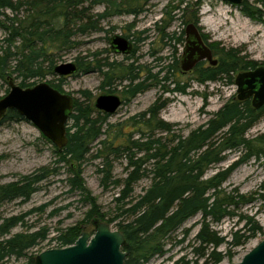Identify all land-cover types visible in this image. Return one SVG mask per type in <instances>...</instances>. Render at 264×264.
Instances as JSON below:
<instances>
[{
	"label": "trees",
	"instance_id": "trees-1",
	"mask_svg": "<svg viewBox=\"0 0 264 264\" xmlns=\"http://www.w3.org/2000/svg\"><path fill=\"white\" fill-rule=\"evenodd\" d=\"M87 1L89 7H84ZM122 1L0 0V28L6 36V48H0V82L7 84L8 80H14V76H20L23 80L19 86L28 88L34 85L25 84L28 79L42 78L44 75L55 76L53 68L56 66L57 55L54 52L73 50L79 45L75 40L77 36L100 30L97 24L107 13L99 14L93 20L88 13L90 7L102 3L106 4L107 10L120 11ZM186 7L192 6L180 0L173 9L180 14L185 26L193 24L199 28L197 8H191L193 12L185 21ZM236 8L246 18L264 22V0H255L253 3L243 0ZM6 11L8 15L5 14ZM141 11L143 10L128 9L124 12L136 17ZM165 13L170 15L169 11ZM169 20H162L161 25L155 23L154 31L160 34L164 46H171L172 43L183 45L184 30L178 35L175 32H165L173 21V16ZM145 39H148L147 36ZM208 46L217 65L200 63L193 69V79L199 85L217 82L233 85L238 73L260 66L247 59L239 49L213 44ZM173 59L177 65V58ZM75 61L76 72L73 75L89 69L100 74L106 70L103 76L104 81L109 80L108 85L116 78V72L123 73L117 77L128 81L121 94L123 102H129L149 87L160 85L163 93L174 94H185L189 87L186 83L181 85L179 81L169 78L172 65L140 80L131 66L125 68L120 64L95 60L94 66L90 68L84 66L79 59ZM160 74L163 76L159 79ZM65 79L66 77H58V84H48L62 93L60 84ZM165 82H168L167 86ZM83 95L90 100L87 92H83ZM167 102V99L159 97L147 110L132 117L129 123L133 130L126 133L123 126L107 124L109 115L92 108L90 104L84 105L75 100L67 122V144L62 149L55 148L57 166L42 168L17 181L0 185V206L17 200L27 202L44 182L58 176V166L62 164L66 167L69 192L79 193L83 204L88 206L84 224L98 221L111 225L121 219L117 223V229L124 237L121 247L125 253L124 264H146L155 257H162L165 254L166 240L198 214L201 222L195 241L199 246L194 252H199L200 257L210 264H220L225 259L231 261L234 256L232 250L243 246L260 232V228L252 219L237 213L243 206L255 201L254 195L238 194L236 190L228 192L223 188V183L238 166L252 158L264 156L261 148L264 136L252 141L244 137L264 117V106L253 109L249 100L240 102L232 97L212 113L203 125L182 136L174 133L173 125L158 118ZM23 120L25 119L15 111H8L0 119V125L6 121ZM104 125L107 130L110 127H114V130L106 133ZM102 136L104 139L100 140ZM95 143L98 145L93 150ZM240 149L245 154L239 161L205 177L210 168L225 159V153ZM87 159L99 160L96 172L101 176L100 187L104 190L112 187L119 191L114 198L116 209L113 215L102 214L84 187L81 167ZM116 161H125L126 174L122 179H114L112 174ZM143 178L149 179V186L141 194L133 195L134 185ZM257 193L264 204V185L258 188ZM40 209L43 208L38 210ZM234 217L244 220L245 228L231 233L230 240L219 236L211 227L226 218ZM24 218V214L0 218V264H37V254H33V250L47 239L48 232L39 229L13 234L15 228L25 226ZM83 231V226L76 224L62 230L51 241L57 248H64L72 245ZM187 233L188 230H185L184 234ZM223 245L227 249L219 252V247Z\"/></svg>",
	"mask_w": 264,
	"mask_h": 264
},
{
	"label": "rangeland",
	"instance_id": "rangeland-1",
	"mask_svg": "<svg viewBox=\"0 0 264 264\" xmlns=\"http://www.w3.org/2000/svg\"><path fill=\"white\" fill-rule=\"evenodd\" d=\"M180 0H123L120 11L107 10L106 4L93 5L88 13L95 20L99 14L108 13L109 16L98 22L100 30L88 33L83 36H77L75 40L79 43L73 50L54 52L57 55L56 66L64 63L76 64V59L82 61L84 66H94L95 60L101 63H114L127 68L131 66L138 74L140 80L147 76L157 74L163 67L173 66L169 78L172 81L186 83L189 87L185 94L163 93L160 85L149 87L144 93L136 96L129 102H123L120 108L107 119V124L111 126H123L126 133L132 132L129 120L132 117L147 110L160 97L167 99L166 107L160 112L159 119L163 122L173 125L174 133L186 136L190 131L203 125L212 113H215L227 100L236 96L235 85H224L222 83H206L199 85L193 79V72L182 74L180 72V53L182 45H173V43L164 46L160 34L154 31V24H162L173 21L165 30L166 33L175 32L177 35L184 30L185 25L180 19V14L174 11V7ZM186 7L185 21L188 20L191 8H197L199 18V30L202 32L207 44L218 45L219 47L235 48L242 51L247 59L264 66V22L252 21L242 15L239 10L220 0H184ZM253 3L255 0H247ZM196 6V7H194ZM89 7V2L84 4ZM128 9H141L136 17L125 13ZM24 11V10H22ZM21 11V13H23ZM169 11L168 16L165 12ZM20 13V15H22ZM8 15V12L6 13ZM3 18H1L2 20ZM183 20V21H184ZM114 36H120L131 40L134 51L130 55H118L110 51L109 39ZM147 36V40L145 37ZM5 34L0 28V48H6ZM176 52V53H174ZM1 53V50H0ZM96 56L94 57V55ZM173 57L177 58V65ZM161 58V61H159ZM179 60V61H178ZM85 68V67H84ZM102 74L89 69L78 75L66 77L62 82V93L70 95L73 100H77L84 105H91L94 108L95 100L102 95H115L122 99V91L128 84L124 79H118L123 73L116 72L115 79L108 85L104 81ZM132 72V71H131ZM163 74L159 75V79ZM15 77V78H14ZM14 84L19 85L23 77L14 76ZM58 77L44 75L42 78L28 79L25 84H38L53 82L58 84ZM9 81V80H8ZM104 83V84H103ZM150 84V83H149ZM34 85L29 86L33 87ZM168 82H165V86ZM172 88V85L170 86ZM6 90L9 91L7 84L0 82V99L6 96ZM110 91V92H109ZM83 92L90 95L87 100ZM205 97V99H204ZM127 122L129 126H126ZM103 130L106 133L113 131L104 125ZM264 136V117L261 118L244 136L246 140H254ZM136 138V136L134 137ZM104 139V136L100 140ZM94 144L93 150L97 148ZM264 152V145L261 146ZM55 147L52 143L42 136L40 131L30 122L23 120L20 122L6 121L0 125V185L9 184L17 181L23 176L35 173L42 168H54L56 165ZM245 153L240 149L237 152L225 153V159L218 165L210 168L206 178L215 173L227 169L229 166L239 161ZM99 160L87 159L81 167L82 180L85 189L99 206L102 214L113 215L116 205L114 198L118 190L112 187L104 190L99 185L100 175L97 174V165ZM59 174L56 177L49 178L44 182L39 191L34 193L30 199L22 203L13 201L0 206V218H8L24 214L25 226L15 228L12 233L34 232L39 229H45L48 237L33 250V254H40L43 251L57 248L51 239L69 227L76 224L83 226L84 231L90 236L94 234L95 226L98 221L85 223L84 216L87 213L88 206L83 204L81 195L77 192H69L66 182V167L60 164ZM125 161H116L113 168L114 179L124 178ZM150 184L149 179L143 178L133 187V195L142 193V190ZM264 185V156L259 159L252 158L242 165L235 168L226 181L223 188L228 192L236 190L238 194L254 195L253 202L243 206L237 213L250 218L260 228V232L249 239L243 246L232 250L233 258L231 261L225 259L220 264H236L240 262L245 254L251 251L259 243L264 241V204L256 192L258 188ZM43 208L42 210H38ZM32 211V212H31ZM108 217V216H107ZM109 225L112 231H118L117 223ZM201 216L198 214L184 223L167 240L164 247L165 254L162 257H155L146 264H210L201 258L199 252H194L198 248L195 241ZM106 224V223H105ZM212 229L221 237H227L230 240V234L243 230L245 221L238 218H226L219 224L211 226ZM185 230L188 233L185 235ZM81 235V234H80ZM78 239V238H77ZM226 245L220 246L218 251L225 252ZM36 256V257H37Z\"/></svg>",
	"mask_w": 264,
	"mask_h": 264
},
{
	"label": "water",
	"instance_id": "water-1",
	"mask_svg": "<svg viewBox=\"0 0 264 264\" xmlns=\"http://www.w3.org/2000/svg\"><path fill=\"white\" fill-rule=\"evenodd\" d=\"M232 7H238L243 0H220ZM109 47L114 54L129 55L132 45L123 37L114 36ZM200 62L210 66L217 60L205 43L198 28L188 24L184 29V46L180 55V69L183 73L192 71ZM76 72L73 63L59 64L53 68L57 77H69ZM235 99L249 100L253 109L264 106V66L238 73L234 78ZM8 93L0 99V119L8 111H15L33 124L52 145L62 149L67 144V122L72 112L74 100L70 95L59 92L48 83H38L30 88L7 82ZM122 105L115 95L99 96L95 102L96 110L107 115L114 114ZM124 237L119 231H112L108 224L95 226L92 236L81 233L70 246L54 248L41 252L36 257L37 264H124L125 253L121 250ZM236 264H264V241L243 256Z\"/></svg>",
	"mask_w": 264,
	"mask_h": 264
},
{
	"label": "flooded vegetation",
	"instance_id": "flooded-vegetation-1",
	"mask_svg": "<svg viewBox=\"0 0 264 264\" xmlns=\"http://www.w3.org/2000/svg\"><path fill=\"white\" fill-rule=\"evenodd\" d=\"M102 5H104V4H102ZM109 16V14L107 13V16H105L103 19H101V20H104L105 18H107ZM198 28V27H197ZM198 31L200 32V35L202 36V38H203V34H202V32L199 30V28H198ZM111 39V38H110ZM110 39H109V43H110ZM126 39V38H125ZM131 45H132V49H131V52H130V54L134 51V47H133V44H132V42H131V40H129V39H126ZM203 40H204V38H203ZM205 41V40H204ZM205 43H206V41H205ZM207 44V43H206ZM182 46H184V43H183V45ZM110 51H111V49H110ZM112 52V51H111ZM129 54V55H130ZM180 55H181V53H180ZM180 59V58H179ZM179 61V60H178ZM200 63H203V64H205V63H207V62H200ZM200 63H198V64H200ZM208 64V63H207ZM179 69H180V66H179ZM193 71V70H192ZM192 71H189V72H187V73H190V72H192ZM180 72L182 73V74H187V73H183L182 71H181V69H180ZM121 99V98H120ZM122 101V103H123V100H121ZM103 113V112H102ZM105 114V113H104Z\"/></svg>",
	"mask_w": 264,
	"mask_h": 264
}]
</instances>
